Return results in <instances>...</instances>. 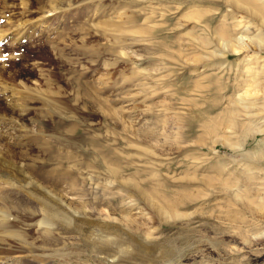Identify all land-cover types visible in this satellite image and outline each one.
Returning a JSON list of instances; mask_svg holds the SVG:
<instances>
[{
	"label": "rangeland",
	"instance_id": "obj_1",
	"mask_svg": "<svg viewBox=\"0 0 264 264\" xmlns=\"http://www.w3.org/2000/svg\"><path fill=\"white\" fill-rule=\"evenodd\" d=\"M223 28L264 33V17L236 0H0V264H264V132H243L261 105L227 128L264 48L203 59ZM47 198L76 215L39 225Z\"/></svg>",
	"mask_w": 264,
	"mask_h": 264
},
{
	"label": "bare ground",
	"instance_id": "obj_2",
	"mask_svg": "<svg viewBox=\"0 0 264 264\" xmlns=\"http://www.w3.org/2000/svg\"><path fill=\"white\" fill-rule=\"evenodd\" d=\"M236 1H238L241 6L249 7L251 10L261 14L264 17V0H236ZM261 32L258 30L256 33H253L251 36L248 34V37H247L246 34L245 35L244 34H241V35L235 34L234 35L233 33H230L228 28H223L221 30V33L217 34V36L215 38L216 44H214V45L218 46V51H217V49H213V50L208 49L207 52H205V54L203 55V59L204 58L206 59V57L208 55L209 57H212V58L213 57H220L223 60H226L232 51L238 52L239 50L244 49V47L251 46L253 44L256 45L257 43L259 44L260 47L264 48V33H261ZM209 43L210 42H208L207 40L204 41V45H208ZM258 58H260V57H258ZM261 60L262 61H261L260 66L262 68H264V56L262 57ZM241 78L243 81V83H241V88L238 90L237 93H235L236 95L233 97L231 102H232L233 106L236 107L235 109H238V111L241 110V111H246V112L244 114L239 113V114L231 117L228 120L229 125L227 128H229L230 130H233V128H235L239 124V119L237 118V116H242V118L247 120L248 116H250V112L248 111V109H250L252 107H256V106L261 105L262 109L257 113L258 114L263 113L262 118H264V101L263 102L259 101L260 95H262V94L264 95V92H263L264 75L262 76L258 72H253L249 68L248 69V75L245 76L242 74ZM5 98L7 100H11L12 96L7 95V96H5ZM248 126L249 127H247V129H243V132L246 131L245 134L249 133L251 130H254L256 132H264V122L249 121ZM256 126H259V127H256ZM251 156H253V154L249 153L247 155V157L249 159ZM0 163H2V165L5 164V162L3 161V156L1 153H0ZM243 171H244L243 175H244L245 179L248 181H253L258 177L254 168L250 167L249 165H245V167L243 168ZM29 185H30V182H26L25 184H23V186L26 188ZM52 199L47 198V200L44 201L45 205L49 208L48 216H44L43 220L39 223V225L40 224L42 225V223L50 224L53 221L52 216H55L58 214H62V215L64 214L63 216L62 215H60V216L65 217L66 219H71V218H73V216L76 215V213L73 210H67V209L65 210V209H61V208H55V204L53 205L51 203V202H53ZM260 199H262V203H264V197H262ZM56 207H58V206H56ZM63 207L66 208L65 206H63ZM10 216H11V214L6 209H4L0 206V224L2 223V221L6 220L7 218H11ZM262 219L263 220L261 221V223H264V217ZM56 220H58V219H56ZM68 222H69V220H68ZM139 241L140 242H137L135 249L139 253H144L143 248L149 246L151 244V241H149L148 238L140 239ZM104 244H107V243H104ZM122 251L127 253L128 249L125 248ZM107 256L108 255H106V257H104V259H106L108 261H115L114 258L111 259L112 257L109 258Z\"/></svg>",
	"mask_w": 264,
	"mask_h": 264
}]
</instances>
